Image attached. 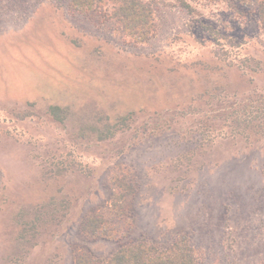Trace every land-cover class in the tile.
<instances>
[{"label": "rangeland", "instance_id": "374dc122", "mask_svg": "<svg viewBox=\"0 0 264 264\" xmlns=\"http://www.w3.org/2000/svg\"><path fill=\"white\" fill-rule=\"evenodd\" d=\"M73 1L0 0V264L105 260L141 239L167 247L183 236L199 264H263L255 7L140 0L156 34L137 43L111 6ZM130 177L137 192L120 215L114 183ZM91 218L126 235L93 238Z\"/></svg>", "mask_w": 264, "mask_h": 264}, {"label": "trees", "instance_id": "16d2710c", "mask_svg": "<svg viewBox=\"0 0 264 264\" xmlns=\"http://www.w3.org/2000/svg\"><path fill=\"white\" fill-rule=\"evenodd\" d=\"M180 7L191 10L187 0H173ZM237 1L239 4L254 6L259 20L264 26V0H229ZM74 6L79 10L95 11L103 6H111L112 17L123 30V32L137 43H145L155 36L154 11L149 4L140 0H74ZM58 108H51V113L58 117ZM127 117L119 119L112 127H107L100 133L101 138L113 137L127 127ZM106 132V133H104ZM113 192V209H120L121 214L127 201L137 192V182L130 177L127 183L116 179ZM112 211V210H111ZM87 235L97 239H120L126 235L122 230L109 229L97 218H91L85 225ZM197 249L191 244L188 236L179 237L167 247L148 242L141 239L137 243L129 244L112 254L105 260L92 259L88 255L78 258L77 264H199ZM264 264V263H263Z\"/></svg>", "mask_w": 264, "mask_h": 264}]
</instances>
